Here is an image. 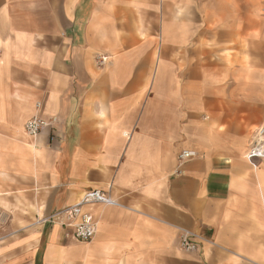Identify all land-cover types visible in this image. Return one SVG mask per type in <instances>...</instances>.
I'll use <instances>...</instances> for the list:
<instances>
[{
    "label": "crops",
    "instance_id": "0c3cea01",
    "mask_svg": "<svg viewBox=\"0 0 264 264\" xmlns=\"http://www.w3.org/2000/svg\"><path fill=\"white\" fill-rule=\"evenodd\" d=\"M262 126L264 1L0 0V264H264Z\"/></svg>",
    "mask_w": 264,
    "mask_h": 264
},
{
    "label": "built area",
    "instance_id": "2783aa9c",
    "mask_svg": "<svg viewBox=\"0 0 264 264\" xmlns=\"http://www.w3.org/2000/svg\"><path fill=\"white\" fill-rule=\"evenodd\" d=\"M264 1V0H256ZM47 123L39 117H32L26 121L24 131L27 135L35 137L45 127ZM261 156L255 155L252 151L251 157H264L263 151L259 150ZM194 156L193 152L183 151L179 155L180 161ZM101 204L105 206H119V204L110 196L101 190H90L84 192L78 201L70 206L64 207L55 212L48 219L52 224L59 225L63 228H70L73 230L74 237L80 242H89L93 239L97 223L90 212L85 208L91 205ZM179 248L184 251H196L200 248L198 236L191 232H183L179 236Z\"/></svg>",
    "mask_w": 264,
    "mask_h": 264
},
{
    "label": "rangeland",
    "instance_id": "374dc122",
    "mask_svg": "<svg viewBox=\"0 0 264 264\" xmlns=\"http://www.w3.org/2000/svg\"><path fill=\"white\" fill-rule=\"evenodd\" d=\"M260 129L264 130V126L252 131V138H251V141L249 143L247 153L251 150V148H254L257 145V143H259V141L257 139L259 137L258 134H259ZM261 135L264 138V132H262ZM262 146H264V139H262V141L260 142V147H262ZM259 150H261V151L263 150V153H264V148H260ZM257 158L264 159V157H257ZM251 159H253V157H251ZM47 223L52 224L49 220L47 221Z\"/></svg>",
    "mask_w": 264,
    "mask_h": 264
},
{
    "label": "bare ground",
    "instance_id": "6f19581e",
    "mask_svg": "<svg viewBox=\"0 0 264 264\" xmlns=\"http://www.w3.org/2000/svg\"><path fill=\"white\" fill-rule=\"evenodd\" d=\"M262 132H264V130L263 129H260V131H259V134H258V141H259V143H257V145L254 147V148H251V150L247 153V158L248 159H250L251 158V153H252V151L253 152H255V155H257V156H261V153H259V149L260 148H264V146H262V147H260V142L262 141V139H264L263 137H262V135H261V133ZM261 151V150H260ZM263 151V150H262Z\"/></svg>",
    "mask_w": 264,
    "mask_h": 264
}]
</instances>
